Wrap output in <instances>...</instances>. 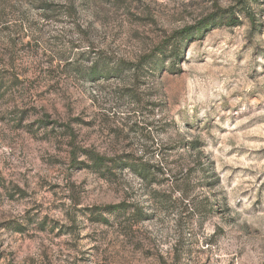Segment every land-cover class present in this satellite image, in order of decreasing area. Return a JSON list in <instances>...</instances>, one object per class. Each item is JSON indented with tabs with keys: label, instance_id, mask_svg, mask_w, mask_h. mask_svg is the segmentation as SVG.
<instances>
[{
	"label": "rangeland",
	"instance_id": "rangeland-1",
	"mask_svg": "<svg viewBox=\"0 0 264 264\" xmlns=\"http://www.w3.org/2000/svg\"><path fill=\"white\" fill-rule=\"evenodd\" d=\"M239 1L0 0V264H264V0Z\"/></svg>",
	"mask_w": 264,
	"mask_h": 264
},
{
	"label": "trees",
	"instance_id": "trees-1",
	"mask_svg": "<svg viewBox=\"0 0 264 264\" xmlns=\"http://www.w3.org/2000/svg\"><path fill=\"white\" fill-rule=\"evenodd\" d=\"M245 4H248V2H246L245 0H240L239 1V5H245ZM221 18L227 20L228 23L236 24L234 22L235 19H234L233 15L232 16L226 15V16H224V18L223 17H221ZM200 26H202V25L201 24H198L196 26L197 29L195 30V34L202 32L201 30H203V28L201 29ZM175 53H176V51H175ZM95 69L96 68H92L91 69V72L88 74V76L91 75V74L96 75L97 74V71ZM93 70H95V71H93ZM133 70H134V72H137L138 69H133ZM92 72H94V73H92ZM16 86L17 85H14V87H16ZM86 158L90 161V164H91L90 167H93L95 169H101V168H103L105 166L106 160L103 157H99V156H96L94 154L91 155V153H89V154L86 155ZM87 168H89V166H87ZM121 207L122 206H119L118 205V206L109 207V209H111L112 211L116 212V214H117L119 212V209H121Z\"/></svg>",
	"mask_w": 264,
	"mask_h": 264
}]
</instances>
